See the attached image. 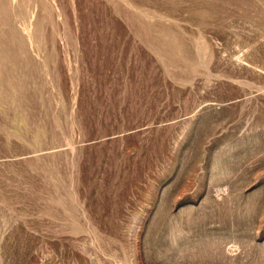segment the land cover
I'll return each instance as SVG.
<instances>
[{
    "label": "rangeland",
    "instance_id": "374dc122",
    "mask_svg": "<svg viewBox=\"0 0 264 264\" xmlns=\"http://www.w3.org/2000/svg\"><path fill=\"white\" fill-rule=\"evenodd\" d=\"M0 264H264V0H0Z\"/></svg>",
    "mask_w": 264,
    "mask_h": 264
}]
</instances>
